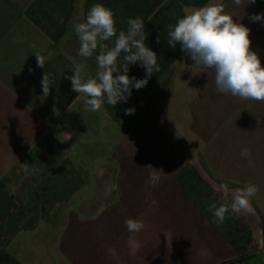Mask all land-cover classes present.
Returning a JSON list of instances; mask_svg holds the SVG:
<instances>
[{
	"label": "crops",
	"instance_id": "crops-1",
	"mask_svg": "<svg viewBox=\"0 0 264 264\" xmlns=\"http://www.w3.org/2000/svg\"><path fill=\"white\" fill-rule=\"evenodd\" d=\"M96 3L113 11L117 35L144 20L160 70L94 112L64 77L77 63L84 78L98 71L99 48L79 56L73 27ZM209 3L251 30L264 66V24L249 19L264 0H0V264H264V102L218 93L213 70L168 44L169 25ZM145 73L129 66V77ZM247 183L259 188L252 211L214 223L219 185ZM126 218L145 224L135 254Z\"/></svg>",
	"mask_w": 264,
	"mask_h": 264
},
{
	"label": "clouds",
	"instance_id": "clouds-1",
	"mask_svg": "<svg viewBox=\"0 0 264 264\" xmlns=\"http://www.w3.org/2000/svg\"><path fill=\"white\" fill-rule=\"evenodd\" d=\"M234 3L241 5L243 0H234ZM255 3L256 0H247V4ZM249 19L264 24V13L252 14ZM127 24V31L121 30L117 35L113 11L101 3H96L89 9L84 22L73 25L80 42L79 56L89 58L99 48V55L96 56L98 71L95 77L84 78L82 70L85 65L81 63L73 66V75L64 77L71 80L72 91L81 94L76 98L83 99L87 110L98 111L105 102L110 106L127 102L133 88L139 90L146 87L153 73L160 70L156 53L145 43L147 33L144 20L129 18ZM169 29V46L175 48L179 43L181 51L194 62L192 67L213 70L215 90L218 93L230 94L241 100L264 102V66L257 52L251 49V30L234 21L225 12L223 4L209 3L193 9L178 19L174 26L169 25ZM113 37L114 46L109 48L104 42ZM121 53H124L123 62L118 63ZM35 57L37 67L44 68V57L39 53ZM137 62L146 69L143 79L128 75L129 66ZM54 83L51 74L45 71L41 81L44 97L50 94ZM70 107L71 105L69 110ZM134 113L133 108L125 109L126 115ZM24 169L28 171L29 165L25 163ZM218 190L222 193L223 203L219 207L211 204L208 211L213 214L214 223L222 224L229 211L237 214L251 212V199L256 196L259 188L252 183L236 189H229L226 184H221ZM124 223L130 233L128 243L131 254H135L140 248L136 233L145 224L134 218H126ZM109 252L115 255V249H109Z\"/></svg>",
	"mask_w": 264,
	"mask_h": 264
}]
</instances>
